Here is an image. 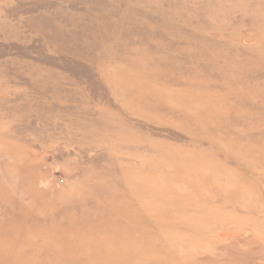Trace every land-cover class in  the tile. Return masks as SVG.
<instances>
[{
  "label": "rangeland",
  "instance_id": "obj_1",
  "mask_svg": "<svg viewBox=\"0 0 264 264\" xmlns=\"http://www.w3.org/2000/svg\"><path fill=\"white\" fill-rule=\"evenodd\" d=\"M0 264H264V0H0Z\"/></svg>",
  "mask_w": 264,
  "mask_h": 264
}]
</instances>
